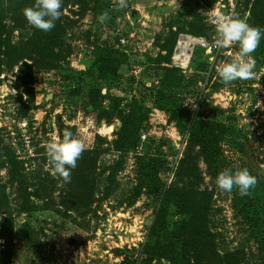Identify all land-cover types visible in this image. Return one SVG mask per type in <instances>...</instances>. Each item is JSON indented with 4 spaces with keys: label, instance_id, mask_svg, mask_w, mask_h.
<instances>
[{
    "label": "rangeland",
    "instance_id": "374dc122",
    "mask_svg": "<svg viewBox=\"0 0 264 264\" xmlns=\"http://www.w3.org/2000/svg\"><path fill=\"white\" fill-rule=\"evenodd\" d=\"M180 1L127 0L128 6L123 9L118 0L68 4L62 7L59 18L63 32L56 36L60 42L51 48L53 66L30 68V91L18 85L20 62L9 69L1 66L0 148H11L20 166L17 176L12 177L0 155V194L7 196L13 231L20 233V239H12L8 264H120L126 258L131 260L125 264H144L141 246L148 240L157 197L149 194L145 185L137 188L138 155L155 158L163 190L184 149L189 119L224 125L222 170L247 168L257 178L247 196L254 200L257 214L264 221V53L257 48L251 54L256 61L253 79L224 84L215 66L234 58L239 46L219 50L213 60H209L212 53L194 46L185 64L178 66L182 75L178 84L167 83L164 72L158 70L164 62L156 61V57L166 54L160 45L170 38L168 26L175 29L180 21L178 17L168 18ZM105 3L107 7L103 8ZM206 5L199 2L201 15ZM104 11L110 19L100 23L97 17ZM7 13L4 25L10 29ZM237 14L247 20L243 3ZM31 33L46 34L37 28L12 30L11 40L16 44ZM260 46L264 48V44ZM100 47L125 55L110 53L120 61L115 74L99 75L94 61ZM161 84V101L166 109L159 108L153 97L154 88ZM133 100L146 109V122L135 148H120L114 143L118 115L126 113ZM65 129L84 143L82 156L89 152L85 159H78L82 165L93 164L88 181L75 182L78 175H86L85 169L77 171L78 164L71 169L69 183L54 176L48 164L44 145ZM198 165L203 172L204 165ZM215 179L202 173L201 187L212 191V207L217 208L208 218L210 229L217 233V250H237L238 264H264L260 247L264 229L249 225L237 211L233 196L239 195L238 190L222 191ZM21 183L27 192L39 194L29 197L30 209L25 211L18 210L21 197L16 193ZM77 192H91L89 203L69 204L67 193ZM3 244L0 238V248ZM149 264L169 262L161 258Z\"/></svg>",
    "mask_w": 264,
    "mask_h": 264
},
{
    "label": "trees",
    "instance_id": "16d2710c",
    "mask_svg": "<svg viewBox=\"0 0 264 264\" xmlns=\"http://www.w3.org/2000/svg\"><path fill=\"white\" fill-rule=\"evenodd\" d=\"M202 1L207 5L214 2V0H181L176 12L173 15H168L169 19L178 17L180 21L175 24V29H171V25L168 26L170 38L160 45L161 49L166 50V54H158L156 61L164 62V65L158 63L160 65L158 70L164 72L163 80L169 84H178L182 78L178 66L170 62L173 51L172 45L176 36L179 33H186L195 37L207 36L210 29L199 12L198 4ZM34 2L35 0H0V71L1 66L9 69L20 62V70L17 73L18 85L25 86L27 91L31 90L28 87L32 81L30 68L33 66L42 68L53 66L55 56L51 48L60 42L57 41L56 35L63 32L62 23L58 19L55 21V27L46 32L45 35L31 33L24 36L16 44L12 42V30L22 32L26 29H35L27 23L22 12L23 8L34 5ZM78 2L80 0H62V7ZM240 3H243L244 7L247 8L248 16L246 18L249 24L264 29V0H241ZM7 4H9L8 7L5 6ZM106 7L107 4H103V8ZM7 12H10L8 15L11 22L10 29L4 25ZM186 17L189 19H185ZM261 44H264V35H262L258 46L259 51L264 53ZM98 50L101 53L94 62L99 75L115 74L120 61L114 56L110 57V53L116 54L118 52L107 47H100ZM118 54L123 58L125 56L123 53ZM218 84L215 83L214 85ZM154 89V100L159 108L164 109L165 105L161 101V96L164 95V84ZM116 99L122 100V98ZM118 116L119 126L116 129L114 143L120 148L127 145L135 148L140 142V132L146 122V109H142L136 100H133L126 113H119ZM177 124L181 126L180 123ZM225 132L226 128L221 122L201 118L189 119L185 128L184 149L174 166L170 183L163 190L160 188L155 158L144 159L143 154L138 155L136 172L140 181L137 188L145 185L147 192L157 197L154 218L148 227V240L141 246L144 264L161 258L167 260L169 264H238L239 252L237 250L220 253L216 248L215 237L217 233L210 229L208 218L210 213L217 211V208L212 207V191L201 187L202 173L213 180L223 169L224 162L220 141ZM60 136L62 137V134ZM88 153L81 156L79 160L85 159ZM0 155L4 156V162L9 165L11 176H17L20 166L14 151L4 145L0 148ZM199 162L204 165L203 172L199 168ZM77 164L78 169H80L77 171L80 173L82 169H85L86 175L84 178L78 175L75 182L88 181V174L93 169V164L88 162L82 165L79 161ZM138 189L134 192V196L138 194ZM106 192L104 196H106ZM82 193H67L69 204L70 200L74 201L75 206L88 204L91 192L89 195H82ZM16 194L21 197L18 203V210L20 211L30 209L28 205L30 196H39L36 192H27L26 186L22 183L19 184ZM233 199V205L245 221L251 226L256 225L257 230L259 227L263 230L264 221L257 214V205L254 200L240 194L234 195ZM14 237L20 239V233L13 231L12 215L8 208L7 196L0 194V238L4 240V244L0 248V264H8ZM260 247L264 250V241L260 242ZM128 260L131 259L126 258L120 264H125Z\"/></svg>",
    "mask_w": 264,
    "mask_h": 264
},
{
    "label": "clouds",
    "instance_id": "9594fccd",
    "mask_svg": "<svg viewBox=\"0 0 264 264\" xmlns=\"http://www.w3.org/2000/svg\"><path fill=\"white\" fill-rule=\"evenodd\" d=\"M119 8H126L127 0H118ZM27 23L41 31L48 32L55 27L62 15V0H35L34 5L22 9ZM211 23L215 29L214 38L210 44L217 51L231 45L239 46V53L230 61L221 60L215 66V72L224 84L233 81L249 80L255 77L256 61L252 53L258 48L264 29L250 25L246 19L240 18L233 10L231 12L210 10ZM100 23L110 19L109 13L104 11L97 17ZM14 94L15 90H11ZM45 155L53 175L65 183L71 181V169L77 165L78 159L85 151L81 139L65 129L62 137L56 136L45 145ZM257 178L250 174L247 168H226L220 171L215 179L217 187L225 192L238 190L241 196L250 194V190L257 184Z\"/></svg>",
    "mask_w": 264,
    "mask_h": 264
},
{
    "label": "built area",
    "instance_id": "2783aa9c",
    "mask_svg": "<svg viewBox=\"0 0 264 264\" xmlns=\"http://www.w3.org/2000/svg\"><path fill=\"white\" fill-rule=\"evenodd\" d=\"M240 2H241V0H215L211 5L204 6L203 11H202L203 21L210 28L207 36L195 37V36H192L190 34L179 33L175 47L173 48V51L171 54V64H173L175 66H180L179 64H182L181 60L179 58H176L175 55H177L180 52L178 42L184 38L190 39L188 42V45H187V51H188L187 59H188V57L192 51V48L194 46H198V47L203 48L206 53H209V54L212 53L213 56H210L209 60H211V59L213 60L215 58L216 53L219 51L212 49L210 47V44H211V42L214 38V35H215V29L211 23L212 13L210 12V10L213 9L215 11H224V12H231L234 10L237 13V8H238Z\"/></svg>",
    "mask_w": 264,
    "mask_h": 264
},
{
    "label": "bare ground",
    "instance_id": "6f19581e",
    "mask_svg": "<svg viewBox=\"0 0 264 264\" xmlns=\"http://www.w3.org/2000/svg\"><path fill=\"white\" fill-rule=\"evenodd\" d=\"M189 40L190 39L184 38L178 42L180 52L177 55H175V57L179 58L183 64H185L187 56H188L187 45H188Z\"/></svg>",
    "mask_w": 264,
    "mask_h": 264
},
{
    "label": "water",
    "instance_id": "95a60500",
    "mask_svg": "<svg viewBox=\"0 0 264 264\" xmlns=\"http://www.w3.org/2000/svg\"><path fill=\"white\" fill-rule=\"evenodd\" d=\"M131 12H133V11H131ZM73 202H74L73 200H70V204H73Z\"/></svg>",
    "mask_w": 264,
    "mask_h": 264
}]
</instances>
